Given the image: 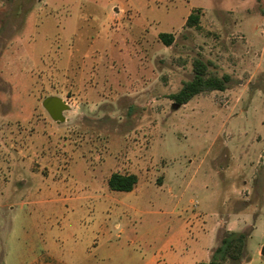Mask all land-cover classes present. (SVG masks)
Returning a JSON list of instances; mask_svg holds the SVG:
<instances>
[{
	"label": "rangeland",
	"instance_id": "obj_1",
	"mask_svg": "<svg viewBox=\"0 0 264 264\" xmlns=\"http://www.w3.org/2000/svg\"><path fill=\"white\" fill-rule=\"evenodd\" d=\"M196 59L231 80L178 105ZM252 224L224 264H264V0H0V264L209 263Z\"/></svg>",
	"mask_w": 264,
	"mask_h": 264
},
{
	"label": "trees",
	"instance_id": "obj_2",
	"mask_svg": "<svg viewBox=\"0 0 264 264\" xmlns=\"http://www.w3.org/2000/svg\"><path fill=\"white\" fill-rule=\"evenodd\" d=\"M200 9L193 10L186 21L189 27H195L200 22ZM160 38L166 45H171L174 40L172 33L162 32ZM231 77L229 74L218 76L210 73L207 64L201 60L194 61V75L191 79L184 82L182 88L173 94L175 103H188L196 95L213 90L223 91L227 88ZM139 178L135 173L113 172L108 178V185L117 191H132L136 188ZM253 226L243 231H227L221 239V244L214 249L213 258L209 263L200 264H224L231 259L237 261L242 256L246 239L252 234Z\"/></svg>",
	"mask_w": 264,
	"mask_h": 264
},
{
	"label": "water",
	"instance_id": "obj_3",
	"mask_svg": "<svg viewBox=\"0 0 264 264\" xmlns=\"http://www.w3.org/2000/svg\"><path fill=\"white\" fill-rule=\"evenodd\" d=\"M43 106L48 111L50 116L57 122H64L66 120L64 111L69 110L70 108L67 102L56 95L47 96L43 100ZM262 253L264 254V252Z\"/></svg>",
	"mask_w": 264,
	"mask_h": 264
},
{
	"label": "crops",
	"instance_id": "obj_4",
	"mask_svg": "<svg viewBox=\"0 0 264 264\" xmlns=\"http://www.w3.org/2000/svg\"><path fill=\"white\" fill-rule=\"evenodd\" d=\"M245 223H247V221H245ZM225 225V223L223 222V220L221 219L220 220V226L221 227H223ZM252 226L254 227V224H252ZM226 230L227 231H235V230H233V229H231L230 227H227V225H226ZM238 231V230H237ZM243 231V230H242ZM218 247V243H217V245L216 246H214V249L215 248H217ZM263 252H264V250H263ZM263 254V253H262ZM263 256H264V254H263ZM195 264H200V263H195Z\"/></svg>",
	"mask_w": 264,
	"mask_h": 264
}]
</instances>
